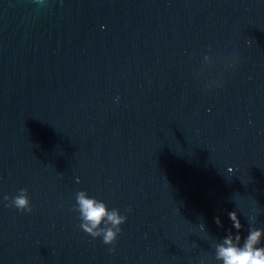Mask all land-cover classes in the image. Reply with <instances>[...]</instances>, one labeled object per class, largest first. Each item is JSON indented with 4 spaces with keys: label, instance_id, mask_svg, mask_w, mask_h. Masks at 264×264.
I'll return each instance as SVG.
<instances>
[{
    "label": "water",
    "instance_id": "95a60500",
    "mask_svg": "<svg viewBox=\"0 0 264 264\" xmlns=\"http://www.w3.org/2000/svg\"><path fill=\"white\" fill-rule=\"evenodd\" d=\"M231 211L264 229V0H0V264H223Z\"/></svg>",
    "mask_w": 264,
    "mask_h": 264
},
{
    "label": "clouds",
    "instance_id": "9594fccd",
    "mask_svg": "<svg viewBox=\"0 0 264 264\" xmlns=\"http://www.w3.org/2000/svg\"><path fill=\"white\" fill-rule=\"evenodd\" d=\"M37 2L43 4L45 0H37ZM4 199L10 201L8 207H15L20 212L31 213L33 210L27 189H21L19 195L15 197L5 196ZM76 202L77 206L74 210L80 214L82 230L93 238L102 237L105 244H115L122 231L120 226L127 221V216L121 215L119 209L109 210L104 202L94 197L90 198L85 191L76 193ZM228 218L233 222L232 227L236 231L235 233L231 229L228 231L223 244L217 246L216 258L222 260L223 264H264V246H260L264 229H249L247 236H242L243 225L237 218V213L229 212ZM216 223L218 226H222L219 217H216ZM110 251H114V249H110Z\"/></svg>",
    "mask_w": 264,
    "mask_h": 264
}]
</instances>
